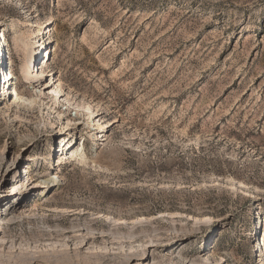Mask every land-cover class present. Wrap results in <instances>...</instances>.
I'll return each mask as SVG.
<instances>
[{
    "label": "rangeland",
    "instance_id": "1",
    "mask_svg": "<svg viewBox=\"0 0 264 264\" xmlns=\"http://www.w3.org/2000/svg\"><path fill=\"white\" fill-rule=\"evenodd\" d=\"M0 61V264H264V0H0Z\"/></svg>",
    "mask_w": 264,
    "mask_h": 264
},
{
    "label": "bare ground",
    "instance_id": "2",
    "mask_svg": "<svg viewBox=\"0 0 264 264\" xmlns=\"http://www.w3.org/2000/svg\"><path fill=\"white\" fill-rule=\"evenodd\" d=\"M50 26H51V23L48 21V22L45 23V25L43 27H41L38 30H36L35 28L37 27V24L32 23V24H30L31 29L29 30L30 34L28 35V37L27 38H19V39L17 38L16 39L14 47L17 49V51H20V50L23 51V53H24V59L23 60H26L27 58H29L28 60L30 61L31 58H33L32 61L35 62L36 56L38 54L42 55V52L46 51V48L43 49L44 41L42 42V40H44V36L42 37V39H37L36 37L40 33V31H42V33L45 32V31H48V33H49L50 32ZM44 56H47L46 52H45ZM1 58H3L2 55H1ZM49 60H50V56L48 58V61ZM0 63H1V61H0ZM21 71H22V75H23V77H24V79L26 81H32L31 80V75L29 73V69L26 67L25 64H23V66L21 67ZM35 72L37 73V71H35ZM5 74L10 79H8L9 82L6 84V86L3 87L2 93L4 92V94L9 95V97L12 99V102H14V103H19L20 104V103L23 102L22 104H25L27 107L28 106L32 107V105L36 103L35 102L36 100L34 99L35 97L34 98L31 97L30 99H29V97L28 98L22 97L17 92L14 82L12 83V75H11V73L5 72ZM33 75L35 77L34 81L37 80V81H40V83H41V77L42 76L40 74L39 75L38 74H33ZM50 75H52V74H50ZM3 80H5V82L7 81V79H5V78H3ZM34 81H32V82H34ZM41 85H44V83H41ZM54 95H56V96L52 97L53 105H51L50 107L53 110H55V112L57 113V116L60 118L61 117V112L57 111L55 109L56 105L59 104L58 103L59 102V98L57 97V92ZM41 103H44V102H41ZM44 104L47 105L46 103H44ZM86 109L88 110V113H89L88 116L90 117L92 115V111L89 110V106L86 107ZM76 149H77V151H76ZM68 153H69L68 158L75 157V158H78L80 161L85 159V157H86V155H85L86 153L84 151L83 143L81 144L80 148H78V145L76 143H74L72 146L69 147V152ZM68 153H66L65 155H67ZM43 183H47L46 184V187H47V190H48L47 192H49L52 188H54L53 185L56 184L52 180V178L44 179ZM10 191L13 193L12 196H16L18 194V192H19V188L16 186V184H12ZM45 195H46V193L44 194V196ZM0 201H1V198H0ZM11 208H12V206L10 207V209ZM93 238L95 239L96 237H93ZM258 241H259V238H258ZM259 245H260V243H259ZM261 245H264V235L262 236V239H261ZM255 247H256V251H257V249H258L257 247L258 246L256 245Z\"/></svg>",
    "mask_w": 264,
    "mask_h": 264
}]
</instances>
